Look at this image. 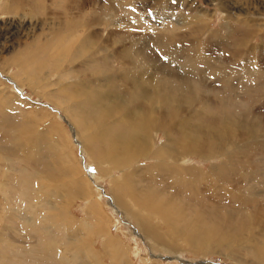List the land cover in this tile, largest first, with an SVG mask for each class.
Returning a JSON list of instances; mask_svg holds the SVG:
<instances>
[{
    "label": "rangeland",
    "instance_id": "1",
    "mask_svg": "<svg viewBox=\"0 0 264 264\" xmlns=\"http://www.w3.org/2000/svg\"><path fill=\"white\" fill-rule=\"evenodd\" d=\"M55 1H58L57 5ZM68 1L37 0L21 6L18 14L11 12L1 14L0 11V109L4 108V112H0V264H79L69 263L65 257L60 256L64 245L78 238L87 241V247H91L92 252L99 256L101 264H111L110 256L104 252L102 243L107 237L112 238L113 242L123 248L124 264H264V0H161L158 4L155 3L156 5H153L155 0H110L117 6L118 10H115L117 12L113 14L106 9L101 16L98 7L103 4L106 6L107 0H77V4L86 2V12L78 16V18L82 16L83 21L79 19L81 25L82 22L83 25H88L87 20L90 17L100 16L102 24L96 27V31L104 35L115 29H119L121 33L129 32L138 37V41H134L135 44L146 43L148 50L155 53L160 61H164L160 50L165 47H161L159 43L156 45L151 36L164 35V28L169 25L167 21L175 23L171 22L169 17H166L167 21L163 20L165 18L163 11L168 6H174V11H168L167 14L173 13V17L176 15V22L179 20L177 17L182 15V18H185L189 14V8L199 9L201 15H198L202 16V23L195 37L202 48L206 38L207 41L212 39L214 48L210 49L211 53L220 52L219 47H223L221 48L223 50H234L245 42L242 47L250 49L248 54L245 50L242 55L244 59L235 58L234 62L230 63L232 68L239 69L232 73L231 80H223L218 74L223 69L216 62L211 61L208 66L203 61L197 63L191 60L189 65L196 66L202 73L206 71L208 73L201 77L195 76L196 80L190 81V87L184 85L177 87L181 89L184 86L182 90L184 92L193 91L201 94L199 96L201 101L195 104L193 118L182 117L188 118L190 123L203 124L202 129L208 131L210 135L224 129L218 126V123L246 119L248 124L254 125L248 139L242 143L238 139L233 140L236 146H244L242 163L235 161L236 158L232 159L234 160L232 163V160H227L225 155L230 150L229 144L215 151L214 155L203 153V157L192 154L187 156L181 151V147L188 139H198L199 135L189 134L190 129L187 128L184 130L187 133L176 128L168 133L173 141L170 146L173 150L171 158L168 162L166 159H162L163 162L159 161L162 164L166 163L164 165L168 164L170 172H167L168 169H164L165 167H158L155 164L157 159L142 157L136 163L135 160L132 161V166L128 165L125 168V171L128 170L124 172L125 175H120L118 170H112L119 162L111 166L100 160L98 154L103 145L91 154L81 143L78 131V122L81 120L89 124L87 138L100 136L104 143L107 140L109 142L112 137L117 138L119 144H116L114 149L118 150V154L130 151L126 149L122 139L125 142L127 138L137 136L141 130L134 121L137 116H119L123 114V110L115 108L109 100L102 97L106 94L110 97L123 95L124 100H130V103H127L129 108L134 107L132 97L128 98L130 93L127 92L130 91L122 84L118 87L119 80L108 78L109 82L100 83L99 79L102 78L100 71H105V67L97 64L86 66L85 72L80 73L83 70L78 67L79 62L85 60L83 57L87 55L83 54L85 51H76L75 45L78 38V41H81L82 30L76 26L69 28L66 24L58 27L63 19L71 18L68 12L71 8L65 9L66 16L63 18L57 19L52 15L58 8L63 7L60 11H64ZM73 6L72 2L71 7ZM36 7L40 9L37 11ZM138 11L139 19L134 16ZM73 16L72 14V18ZM71 22L75 23V20ZM143 23L146 25L143 26ZM198 23L195 26L199 28ZM51 29L55 33L49 32ZM212 33L217 34L219 42L225 41L229 45L215 46L217 41L214 40L215 36ZM168 34L171 33L167 32L165 36ZM141 37H151V40L148 38L141 41ZM126 41L129 43L131 38ZM175 43H170V46L181 45L182 54L193 55L194 52L189 46H182L183 42H180V39ZM242 63L245 65H241ZM111 65L115 68L120 67L116 63ZM73 66L81 70L79 71L81 78L86 77V80L82 81L83 84L77 83L78 78L66 74L67 68ZM207 66L209 68L211 66V70L207 69ZM91 75L93 77L89 78ZM57 90L61 91L57 93L58 96L54 94ZM92 92L97 94L91 95ZM86 95L90 96L89 99H86ZM105 107L112 113V117L102 116ZM30 127L33 128L35 136H41L46 130L53 129L56 133L63 134L65 138L68 137L65 139L68 154L70 153L68 165L76 168L77 177L84 176L90 179L92 191L90 198H98L95 194L101 193L99 194L101 204H96V207L99 206V211L103 209L100 213L105 217V223H109L106 225V232H102L104 234L92 236L88 231L89 228L92 231L95 229L90 222L93 219L86 223L83 220L87 201L74 198L77 197V191L68 187V181L74 177L62 171L57 163V156L51 153L52 149L50 151L46 149L44 136L34 141L35 153L30 158L27 156L24 158L17 149L13 150V147H19L13 142L9 143L7 139L20 138L23 130L27 131ZM158 134L162 138L161 133ZM164 143L165 139L162 138L156 149ZM109 145L107 143V146ZM236 155L239 156L240 153ZM184 161L186 163L183 164ZM223 161L230 162L227 169L214 170L211 167L219 166ZM173 166L188 169L193 178H184L177 170L171 169ZM110 171L112 176H109ZM201 172L210 174V181L214 184L202 183L197 176ZM124 176H129L126 183L134 190L136 188L138 191L141 190L140 194L130 195L139 204L132 205L136 208L129 206L128 212L124 210L125 206L118 207L111 199L113 192L111 179ZM41 178L48 185L46 193L52 197L53 204L56 206L59 204L58 208L60 205L65 207L63 204L65 197L54 194L56 188L67 192L68 197H71L72 202H68L63 211L64 217H69V222L64 220L63 223L56 225L46 220V216L51 218L54 213L50 210L49 202H39L35 179ZM120 195V199L131 203L132 197L127 193L125 196ZM162 199L167 205L163 209H158L155 206L156 202ZM145 202L156 207L157 211L152 212L150 209L144 211L142 208L148 206L144 205ZM29 205L31 206L28 207ZM141 206L142 208H139ZM131 214L139 216L143 221L146 219L149 227L161 234L162 241L176 245L177 250H164L155 246L154 240L147 239ZM68 226H74L75 231L67 230ZM78 256L83 258L82 261H86L88 254L85 256L79 253Z\"/></svg>",
    "mask_w": 264,
    "mask_h": 264
},
{
    "label": "bare ground",
    "instance_id": "2",
    "mask_svg": "<svg viewBox=\"0 0 264 264\" xmlns=\"http://www.w3.org/2000/svg\"><path fill=\"white\" fill-rule=\"evenodd\" d=\"M34 1H37V0H4V1H0L1 2V7H0L1 14H6V13H10V12L18 14V10L21 8V6L29 5L31 2L33 3ZM160 1L161 0H155L153 5H156L155 3L158 4ZM57 2L58 1H55V5H57ZM72 2L74 5L73 7H71ZM116 7L117 6L114 3L110 2V0H107L106 6H104V4L99 5L98 11H100V16L102 15V12L106 11V9L110 10V12L111 13L113 12V14H114L115 12H117L115 10H118ZM62 8H58V9L54 10L52 15L57 19L63 18L66 16L65 15V11L67 10L66 8H71V10L68 11V12H70L71 18L68 17V18L63 19L61 21L62 23L60 22L58 27L66 24L69 28L72 26H76L82 30L81 31L82 36L80 35L81 41H78V39H79L78 38L76 41L77 44L75 45L76 51H85L83 54L87 55V56L83 57V58H86L85 60L82 58L83 60L81 59L82 61L79 62L80 64L78 65V67L82 68L81 70H83L80 73L85 72L84 70H86V68H87L86 66L97 64L103 68L105 67V71H100V75L102 78L99 79L100 76L97 77L99 79L100 83L107 82L108 78H110V80L111 79L112 80L117 79V81L119 80V86L118 87H120V85L122 84L126 88L127 91H130V92H127L128 94L130 93L129 94L130 97H128V98L132 97V103H133L134 107L130 106L131 109L129 108L127 103L130 100H127V99L124 100V98L122 97L123 95L122 96L115 95V96L110 97L108 94H106V95H102V97L107 99V101L109 100L115 108H121L123 110V114H121L119 116H137V117H135L136 120H134V121L138 124V126L140 127V130H141L137 136L135 135V137H133L134 136L133 135L132 137L127 138L125 142L122 139V143H125L126 149L130 150V151L126 152L127 153V156H126L125 152L123 154H118L117 153L118 150L114 149L116 144H119L118 139L115 137H112V139L110 138V141L107 142L108 141L107 140V141H105V143H104V140H102V138H100V136L92 138V139L87 138L86 133L89 129V124L87 123V121L81 120L78 122V131L80 132V136L82 139L81 143L83 144L84 148L87 149V151L89 153H91V154L95 153V150L96 149L99 150L101 148L99 146L103 145V147L101 148V151H99V154H98L100 156V160H104L108 165H111V166L116 165L119 162L112 170H118L120 175H125V173L128 171V170L125 171V168H127L128 165H131L132 161L135 160V163H136L142 157L154 158L155 160L157 159L155 164L158 167H165L164 169L167 168L168 169L167 172H170V166L168 164L164 165L166 163L162 164L159 162V161H162V159H166L168 162V159L171 158L170 154L173 150L170 148V146L173 144V141L168 136L169 135L168 133L171 129L174 130L177 128L178 130L180 129V131H184L185 128H187V129H190L189 134L194 133V134L199 135L198 139H194V138L188 139V141L185 144H183V146L181 147V151H183L187 156L192 154V155H197L199 157H203V153H204V155L205 154L214 155L215 151H219L223 146L225 147L226 145L229 144L230 150L225 155L227 160L231 161L232 159L236 158V159H234L235 161H237L239 164L242 163L243 158H244V146H242V147L236 146L235 144H233V140L238 139L239 142L242 143L245 139H248L250 136V131H252V128L254 125L252 123L248 124L247 123L248 120H246V119L244 121H239V122L237 121V122H232V123H230V122L220 123V124L218 123V126H222V127H224V129L218 130L216 133H214V134L212 133L210 135L208 131L202 129L203 124L194 123V122L190 123L188 118L182 117V116H191L193 118V116L195 115L194 114L195 104H197L201 101V99L199 98V96L201 95L200 93H198V92L194 93L193 91L184 92L182 90H183L184 86L190 87V83L192 82V80H196L195 76L201 77V75H205V73L207 72L206 71L205 73H202V70L197 69L196 66L194 67L192 65H189L191 60H193V62H197V63L200 61H203V62H205L204 64L207 63L208 66H209V63L211 61L216 62L223 69L222 70L223 72L222 71H221V73L218 72V74H220L222 76L223 80H226V81L231 80L232 79L231 78L232 73L235 71L237 72V70H239V69L236 70L235 68H232L233 66H231L230 63L234 62L235 58H238V59L243 58L244 59L245 57H243L242 55L245 53V50H246L247 54L250 53V49L247 50L245 48V46L242 47L246 42L244 44H241V46L239 48L236 47L234 50H229V49L223 50V49H221L223 47H219V46L220 45L225 46V45H229V44L226 43L225 41L219 42L220 40H218L217 34L212 33L215 36L214 40L217 41L216 42L217 44L215 46L219 47L220 52H218L217 54L211 53L210 49L214 48V46L212 44V43H214L213 40L208 39V41H207V38H206L204 40V45L202 48L201 43L195 37L198 34V31L201 28V23H202V21H201L202 16L200 17L198 15V14L201 15V12L199 11V9L197 7L189 8L188 9L189 14L187 16H185V18L184 17L182 18V15L177 17V18H179V20L176 22V18H175L176 15H175V17H173L172 16L173 13L167 14V13H169L168 11H174V6H168L166 8V10L163 11L164 16H165V18L163 20L167 21L166 17H169V20L171 22H175V23L174 24L170 23V22L168 23V21H167V24H169V25H167L166 28H164V30H165L164 35H158L159 38L157 35L151 36V37H153L152 41H154L156 45L159 43L161 45V47H163V46L165 47L164 49L160 50L161 58L164 61H160L157 58L155 53L148 50V46L146 43H144L143 45L135 44L134 41H138L137 40L138 37L136 38L135 36L131 35V33H129V32L128 33L127 32L121 33L118 31L119 29L118 30L115 29L114 31H110V30L108 32L106 31L107 33L104 35V34H101L100 31H96V27H98L102 24V21L100 19L102 17H100V16H99V18L96 16L90 17L87 20L88 25H83L82 16L80 18H78V16L82 15L83 13L86 12L85 11L86 10L85 9L86 8V2L85 1H83V4H77V0H69L63 9L64 11H60ZM36 9L38 11L40 9V7H36ZM139 13L140 12L138 11L137 14L134 15L135 18H137V19L140 18ZM72 14L74 15L73 18H72ZM98 15H99V13H98ZM202 15L204 16L203 13H202ZM17 16H19V15H17ZM79 19L82 20L81 21L82 25L79 22ZM72 20H75V23L71 22ZM224 20H225V18H224ZM196 23H198L199 28L195 26ZM145 25L146 24L143 23V26H145ZM49 32L55 33V31L53 29H51ZM74 32H76V31H74ZM167 32L171 33L172 36H170L171 34L170 35L168 34L167 36H165V34ZM45 33H46V31H45ZM220 34H219V36H220ZM151 37H144V38L141 37V41L148 40V38H150V40H151ZM130 38H131V41L128 43L126 40L130 39ZM179 39H180V42H183L182 46L184 45V46L190 47L189 49H191L194 52L193 55L182 54L181 49H180L181 45H179L177 47L170 46V43L176 44L175 41L179 40ZM187 39H189V40H187ZM189 49H188V51H189ZM76 57H78V56H76ZM164 58H166L167 61H165ZM211 58H214V59L211 60ZM181 62H185V63L182 64ZM113 63L120 65V67L115 68L113 65H111ZM173 63H177V65H174ZM15 65L17 67V61L15 62ZM241 65H245V64L242 63ZM201 66H203V65H201ZM208 66H207V69H210L211 66H210V68ZM74 67L75 66H73V68H71V67L67 68L66 74H68L71 77L78 78L77 83L81 82V84H83L82 81L86 80V77L81 78L79 75V71H81V70H78ZM106 67L108 69H106ZM243 67L245 68V66H243ZM94 75H96V74H94ZM82 77H83V75H82ZM92 77H93V75L89 76V78H92ZM87 80H89V79H87ZM182 85H184V86L181 87V89H179L180 87L177 88L178 86H182ZM168 88H169V90H168ZM93 90H95V89H93ZM89 91H86V92L88 93ZM91 91H92V89H91ZM172 91H174V92H172ZM59 92H61V91L57 90L54 92V94L57 95V93H59ZM93 93H96V92H92L91 95ZM167 94H169V95H167ZM98 95H99V91H98ZM89 97L90 96H87L86 99H89ZM91 97H93V96H91ZM93 98H95V97H93ZM100 98H101V96H100ZM82 100H83V98H82ZM54 102H55V100H54ZM79 102H80V100H79ZM92 102L93 101H91V103ZM81 104L83 105L82 102H81ZM89 104H90V102H89ZM84 106H86V105H84ZM97 106H98V104L96 105V107ZM92 107L94 109V105ZM103 108H104V106H103ZM95 111H96V109H95ZM0 112H4V108L0 109ZM79 112H80V110H79ZM91 112H93V111H91ZM117 112H119V111H117ZM100 115H102V114H100ZM111 115H112V113H110L108 111V109L106 108L104 110L102 116H111ZM87 118H88V116H87ZM108 119H109V117H108ZM85 120H86V118H85ZM111 127L114 128V126H111ZM134 127H136V126H134ZM90 128H92V127L90 126ZM134 130H136V129H134ZM184 132H186V131H184ZM111 133H112V131H111ZM158 133H161V135H162L161 137L165 139V143L161 147L156 149L157 144L162 139L159 137ZM114 134L116 135L115 132H114ZM100 135H101V133H100ZM43 136L45 137L44 139L47 143V145L45 146L46 149L48 151H50L52 149L51 153L53 155L57 156V158H56L57 163L63 169V170L62 169L61 170L67 174H70V177L71 176L74 177L73 180L68 181L69 182L68 187L70 189L73 188L78 193L77 197H74V198L87 201V205H86L87 208L85 207V211H84L85 218L83 220H85V223H86L87 221H90V219H93V221H90V222L93 225L92 228H94L96 230V231L95 230L92 231V229L89 228L91 230L88 229V231H90L91 235L92 234H101L102 232H106V225L108 222L105 223V217L103 216L102 213H100L103 209L101 211H99V206L96 207L97 206L96 204H98V203L101 204L99 202V198H100L99 194H101V193L97 192V194H95V195H98L97 196L98 198H95V197L90 198V196H92V191H91V187H90L91 186L90 179H87L84 176L77 177L76 175H78V173H77L76 168L68 165L69 161H70V156H69L70 153L68 154L69 151H68V147L66 146V140L65 139H68L67 136H66L67 138H65L63 136V134L60 135V134L56 133L53 129L52 130H46L45 133L42 134L41 136H39V135L35 136V134L33 133V128L30 127L27 129V131L23 130V135L20 138L14 137V140L13 139L12 140L7 139V138L6 139L9 143L13 142L14 144H17V146L19 147V148L13 147L14 148L13 150L17 149L18 153L22 154L24 156V158L26 156L28 158H30V156L35 153L34 146H33L34 141L39 140V138L43 137ZM107 143L110 145L107 146ZM174 146H175V144H174ZM173 149H174V147H173ZM239 153H240L239 156L236 155ZM235 155H236V157H235ZM90 157H91V155H90ZM91 160L93 161V159H91ZM234 160H232L231 163L234 162ZM184 163H186V161H184L183 164ZM229 164H230V162L223 161L221 165H219V166L211 165V167L214 168V170L216 168H219V169L226 168L227 169ZM156 169H157V167H156ZM171 169L177 170L178 173L183 175L184 178L189 179L192 177L191 173L188 172V169H186V168H176L175 166H173ZM110 170H111V168H110ZM235 170H238V169H235ZM144 173H145V171H144ZM161 174H162V172H161ZM109 176H112L111 171L109 173ZM197 176L202 181V183H204V184H207V185H213L214 184V183H211L212 182V181H210L211 175L208 173L204 174L203 172H201ZM36 177H38V176H36ZM64 177H65V175H64ZM127 177H129V176H124V178L121 177V178H114V179H111V178H113V177H111L110 178L111 179L110 184H111V187L113 188V192H112V196H111V199L113 200L112 202L116 206L121 207V208H123L125 206L124 210H126L128 212L129 206L136 208L132 205L133 204H139V202L134 200V197H132V196L134 194H140L141 190L138 191L137 190L138 188H136L134 190L129 183H126ZM163 178H165V177H163ZM124 179H125V181H124ZM132 179H134V178H132ZM35 180L37 182V185L39 184L38 186L36 185L38 197H39V198L38 197L37 198L40 200V201L39 200L38 201L41 203H48L49 202L50 210L54 213L51 218L49 216H46V220L50 223L53 222L56 225L63 223L64 220L69 222L70 221L69 217L68 216L64 217V212H63L64 209L67 207L66 205L68 204V202H70V203L72 202L71 197H68L69 194L65 191H60L59 189L54 187V188H56L54 194L61 195V196L64 195V197H65V201L63 203L65 207L60 205L58 208L59 204L57 206H56V204H53L52 197L46 193V189L48 188V185H46L42 181V178L41 179H35ZM148 180H150V179H148ZM161 180H163V179L161 178ZM135 181H136V179H135ZM163 181H165V180H163ZM176 182H177V179H176ZM25 185H27V184H25ZM174 185H171V186H174ZM118 186H119V188H118ZM176 188H177V186H176ZM183 192H185V191L183 190ZM121 193H123L124 196H125V193H127L129 196L132 195V196H130V197H132L131 203L128 200L123 201L122 199H120L119 195ZM26 194H28V193H26ZM45 197H46V199H45ZM50 200H51V202H50ZM142 200H143V198H142ZM144 205H148V203L145 202ZM165 205H167L166 201H163V199H162L159 202H156L155 206H157L158 209H163V207ZM30 206L31 205H29L28 207H30ZM139 208H142V206ZM166 208L169 209V207H166ZM142 209H144V211H146L147 209L152 210V212L157 211L156 207H154L152 205H148L147 207L144 206ZM141 212H143V211L141 210ZM147 216H149V214ZM132 217L134 218L136 224L141 228L143 234L147 237V239L154 240L155 246L163 248L164 250L165 249H170L172 251L177 250L176 245H174L170 242H163L162 238H161V234L157 231H154V229L151 226L149 227L146 219L143 221L137 215H135V216L132 215ZM108 219L109 218H107V221H108ZM72 220H75V219L72 218ZM162 221L165 225H167L163 219H162ZM91 223H90V225H91ZM107 228H108V226H107ZM67 230L72 232V231H75V228H74V226H68ZM259 230L260 229L258 228V231ZM102 234H104V233H102ZM73 238H75V237H73ZM111 239L109 237H107V238H105V241L102 242V243H104V245H103V248L105 250L104 252L109 254L110 259H111V264H124V252L122 250L123 248L121 249L120 246L117 243L113 242ZM86 242L87 241H85L81 238H78V240L66 243L63 247V250L60 252V254H62L60 256H62L63 258L65 257L64 259L65 260L67 259V261L69 263L79 262V264H101L100 263L101 261H99V258H98L99 256L94 254L95 252H92L93 250L90 249L91 247L90 248L87 247ZM70 250H72V252ZM79 253H83L85 256L88 254V257H86V261H82L83 258L78 256ZM161 260H166V258H161Z\"/></svg>",
    "mask_w": 264,
    "mask_h": 264
}]
</instances>
